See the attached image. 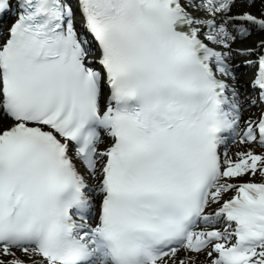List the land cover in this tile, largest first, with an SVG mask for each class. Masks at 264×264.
<instances>
[{
	"label": "snow or ice",
	"instance_id": "1",
	"mask_svg": "<svg viewBox=\"0 0 264 264\" xmlns=\"http://www.w3.org/2000/svg\"><path fill=\"white\" fill-rule=\"evenodd\" d=\"M253 35L264 0H0V264H264Z\"/></svg>",
	"mask_w": 264,
	"mask_h": 264
},
{
	"label": "bare ground",
	"instance_id": "2",
	"mask_svg": "<svg viewBox=\"0 0 264 264\" xmlns=\"http://www.w3.org/2000/svg\"><path fill=\"white\" fill-rule=\"evenodd\" d=\"M260 7L259 4H257V9ZM253 11H256V9H253ZM264 38V36L261 35H253L250 39L246 40L243 44H239L237 45V47H249L252 44H254L255 42L259 41L260 39ZM243 62L244 59H238L235 61L236 64L241 65L240 69H239V73H240V83L244 84L246 83L248 80H250L252 73L254 72V69L249 68L248 66H243ZM245 70H248L247 73H244ZM253 111H255L257 114L259 112V109H254Z\"/></svg>",
	"mask_w": 264,
	"mask_h": 264
},
{
	"label": "rangeland",
	"instance_id": "3",
	"mask_svg": "<svg viewBox=\"0 0 264 264\" xmlns=\"http://www.w3.org/2000/svg\"><path fill=\"white\" fill-rule=\"evenodd\" d=\"M10 22H11V21H10ZM247 72H248L247 70H245V71H244V73H247ZM245 179H248V178H247V177H245Z\"/></svg>",
	"mask_w": 264,
	"mask_h": 264
}]
</instances>
